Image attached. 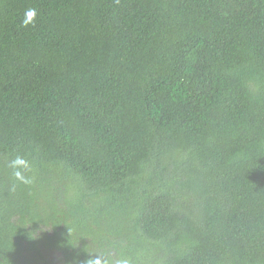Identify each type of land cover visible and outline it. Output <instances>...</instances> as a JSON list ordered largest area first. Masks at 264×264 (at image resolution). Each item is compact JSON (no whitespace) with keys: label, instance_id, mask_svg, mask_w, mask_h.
Here are the masks:
<instances>
[{"label":"trees","instance_id":"16d2710c","mask_svg":"<svg viewBox=\"0 0 264 264\" xmlns=\"http://www.w3.org/2000/svg\"><path fill=\"white\" fill-rule=\"evenodd\" d=\"M90 256L264 264V0H0V264Z\"/></svg>","mask_w":264,"mask_h":264},{"label":"clouds","instance_id":"9594fccd","mask_svg":"<svg viewBox=\"0 0 264 264\" xmlns=\"http://www.w3.org/2000/svg\"><path fill=\"white\" fill-rule=\"evenodd\" d=\"M30 15L34 16V13H30ZM26 162L23 159L17 158L16 161L13 162V166L16 167L17 165H24ZM15 177L17 180H19L22 183H30V180L27 179L20 171H16L15 172ZM88 262H90V264H110V262L108 261H104L102 262L101 259L99 257H95V256H90L87 259ZM116 264H128L127 260H119L116 261Z\"/></svg>","mask_w":264,"mask_h":264}]
</instances>
